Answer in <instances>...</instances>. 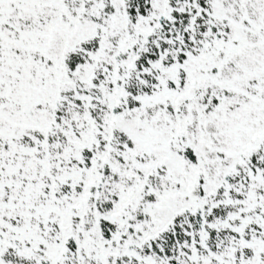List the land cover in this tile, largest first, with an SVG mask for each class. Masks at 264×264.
<instances>
[{"label":"snow or ice","instance_id":"6c2138e0","mask_svg":"<svg viewBox=\"0 0 264 264\" xmlns=\"http://www.w3.org/2000/svg\"><path fill=\"white\" fill-rule=\"evenodd\" d=\"M0 264H264V0H0Z\"/></svg>","mask_w":264,"mask_h":264}]
</instances>
